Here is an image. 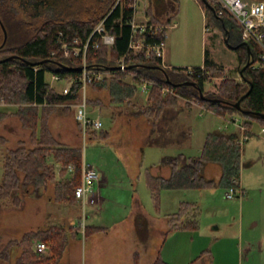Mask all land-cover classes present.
I'll use <instances>...</instances> for the list:
<instances>
[{
    "label": "trees",
    "instance_id": "16d2710c",
    "mask_svg": "<svg viewBox=\"0 0 264 264\" xmlns=\"http://www.w3.org/2000/svg\"><path fill=\"white\" fill-rule=\"evenodd\" d=\"M197 1L205 13V27L219 30L226 46L235 51L240 80L225 75L223 67L210 57L208 48L204 51L203 65L192 68H166L155 53L128 49L131 41L164 43L165 28L170 22L168 19L155 33L140 29L134 31L130 25L133 14L130 0H0V18L9 35L0 45V103L16 105L13 115L24 129L29 130L30 145L19 141L3 156L0 207L7 202L13 208L18 207L20 195H39L40 189H46L49 183L53 184L51 199L55 203H75L74 190L81 183L82 148L59 142L49 128V116L60 103L75 99L82 82L79 79L72 81V78L80 76L83 65L108 74L92 80L89 85L97 90H106L118 106H134L139 84L143 80L153 81L155 84L150 86L144 104L135 105L132 114L136 116L157 120L184 98L186 106H190L191 101H198L216 115H239L248 128L252 121L264 127V117L254 114L264 113V68L254 67L262 52L260 46L252 40H243L240 24L226 10L219 14L220 6L216 0H207L212 8L202 0ZM155 2L158 4V0ZM11 4H15L23 15L20 24L11 21L15 14V7ZM146 13L148 23L161 24L152 15L150 6ZM99 23L107 34L113 36L112 43L103 42L102 36L95 31ZM74 39L82 45L87 43L85 56L83 53L64 54L62 44H72ZM122 56H125L124 70L118 66ZM46 73L68 81L69 92L57 91L46 81ZM212 78L219 79L216 89L204 91L205 82ZM183 82H193L194 85H184ZM160 86H171L178 95L163 93ZM198 88L202 90L201 94ZM245 93L240 107L247 113L233 106ZM88 102L98 104L99 100ZM70 108L66 106L62 110ZM8 116V113L0 111V122ZM87 133L92 137L107 136L102 129H89ZM6 143L7 138L0 135V146ZM242 146L237 141L236 132L215 129L205 135L198 156L186 157L181 153L163 156L160 164L169 167L167 177L153 175L148 169L145 171L154 208L157 211L160 208L159 192L162 189L239 186ZM207 163L219 164L218 180L202 175ZM197 214L194 204L181 202L179 209L169 216L167 232L196 230ZM69 228L80 229L79 222ZM106 229L87 225L84 235ZM35 239L49 246L50 253H37L31 245ZM67 240L66 230L59 225L27 231L19 239L10 238L5 242L0 249V264H57ZM152 264L171 263L158 253Z\"/></svg>",
    "mask_w": 264,
    "mask_h": 264
},
{
    "label": "rangeland",
    "instance_id": "374dc122",
    "mask_svg": "<svg viewBox=\"0 0 264 264\" xmlns=\"http://www.w3.org/2000/svg\"><path fill=\"white\" fill-rule=\"evenodd\" d=\"M137 1L136 14L137 17H142L146 0ZM11 5L15 7L11 21L20 24L19 20L23 15L15 4ZM154 6L155 14L163 7H168L164 12L165 16L160 15V21L166 23L168 18H173L171 23H176L174 26H167V39L162 55L164 66H200L203 62L205 42L212 58L230 70L228 75H238V69L235 68L238 64L235 51L226 46L219 30L206 29L204 13L197 0H158V4L154 3ZM4 29L6 30L0 18V45L5 39ZM208 30L215 33L209 35ZM8 36L7 34L6 40ZM118 61L119 66L120 60ZM45 79L57 91H61L67 84L66 80H52L51 73H46ZM216 82L215 78L208 80L204 90L214 91ZM85 95L88 100H99L98 106L92 110V104L87 101V108L88 112L90 110L89 115L100 117L102 130L108 132L107 138L85 135L83 143V138L76 128L73 111L63 114L62 108L66 106H57L51 117L49 116V124L59 141L69 146H81L84 161L107 173L109 183L103 188V194L110 199L104 200L99 206V196L96 193L97 203L87 204L84 208L81 202L55 203L51 199L52 183H49L46 189H40L39 195L23 193L20 195L21 202L18 207L13 208L7 201L0 207V249L8 239H19L27 231L59 225L66 230L68 240L57 264H151L159 247L160 256L171 264H264V134L259 133V139H255L257 141L249 140L243 145V163L250 160L252 165L241 168L239 183L241 181L242 184L239 186H242V192L237 191L235 197L226 198L227 188L220 186L162 189L159 192L162 206L157 211L153 208V199L146 185V169L154 174L168 175L167 166L159 169V160L163 155L183 153L198 156L208 131H231L233 128L235 130V124L204 110L199 105L185 107L184 101L181 100L177 108H183L184 120L176 118L173 125H177L178 136L184 132L185 126L191 125L190 141L186 144L180 142L158 146L157 139L163 137L159 133L161 127L157 126L158 122L163 120L156 121L153 128L152 121L146 117H131L136 106L143 105L145 99L134 98V108L118 106L110 99L106 90H97L90 85L85 88ZM79 100L80 97L77 101ZM15 109L14 104L0 103V111L9 114L0 122V134L8 140L5 145L0 146V179L2 159L6 151L14 149L19 141H24L30 146L29 130L24 129L19 119L13 115ZM232 117H237L240 121L239 115L234 114ZM61 120L67 124L66 127L61 126ZM225 124H228L227 128H224ZM167 125L168 123L163 127ZM254 126L258 128L259 124L254 122ZM87 131L89 132V129ZM219 173L220 166L217 163L206 164L202 171V175L213 179H217ZM172 195L178 203L176 208H173L175 202H166L171 200ZM136 196L150 214L164 218L166 211H177L181 202L194 204L197 207L198 228L172 231L164 241L168 225L166 229L157 218L152 220L150 216H145L147 223L144 232L147 235L144 236L143 230L138 227L140 222L136 220L133 224L131 216L128 217L131 210L127 201ZM94 205L95 222L88 216ZM126 216L128 218L122 222ZM78 221L84 223L83 228L82 224H79L81 228L77 230L69 228L78 224ZM94 223L109 226L110 229L85 236V226ZM134 225L136 227L133 230ZM37 241L39 240L32 241V247ZM48 247L41 254H49ZM132 251H139V260L136 262ZM205 255L208 259H205Z\"/></svg>",
    "mask_w": 264,
    "mask_h": 264
},
{
    "label": "built area",
    "instance_id": "2783aa9c",
    "mask_svg": "<svg viewBox=\"0 0 264 264\" xmlns=\"http://www.w3.org/2000/svg\"><path fill=\"white\" fill-rule=\"evenodd\" d=\"M137 0H130V6L133 9V14L130 19V25L132 29L135 31L136 29H140L141 31L148 30L150 33H155L157 30H161L164 26L163 24H151L145 22L142 24L136 23V12H137ZM217 4L220 6L219 14L224 10L228 11L240 24L242 27V38L244 41L252 40L256 42L262 52L259 56V62L254 65V67L261 66L264 68V0H216ZM95 31L98 32L103 39V42L109 44L113 41V36L107 34L101 23H99L95 27ZM96 45V44H95ZM87 43L83 45L79 42L78 39H74L72 44L63 43L62 48L63 52L66 56L70 53H74L75 55L79 53H83L85 56ZM163 46L164 43H155V44H146L144 41L134 42L131 41L128 45V49L139 51L144 49L146 53L153 52L156 56L161 57L163 54ZM125 56L121 57L119 68L124 70ZM107 75L106 72H102L99 70L88 69L85 65L82 67V71L78 78L73 80H80L82 85L76 92V97L73 101L68 100L66 102L60 103L59 106H70L74 109V117L77 122L80 123L82 136L87 135L88 129L98 130L102 128V121L99 116H90L88 113V105L87 98L85 95V88L89 85L92 80H98ZM52 78L55 80H59L57 75H52ZM155 83L150 80H143L139 86L138 90L141 94L146 95L149 91L151 85ZM161 91L163 93H170L174 95H178L171 86H160ZM70 87L65 85L62 87L61 93L69 92ZM80 97V100L77 99ZM75 101V102H74ZM74 102V103H73ZM197 102L198 101H192ZM230 121L234 124L238 122L237 117H231ZM240 130L242 134L239 135L237 141L239 144L243 145L245 140L248 138L246 134V126L241 122L239 124ZM264 131V128L261 129ZM72 169L71 166H69ZM101 178V172L97 170L93 165L86 163L84 160L82 161L81 167V183L75 188L74 193L76 199L81 202L83 208L87 204H95L97 203L96 192L94 190V185ZM239 189V190H238ZM237 191L242 192V189L239 186H231L228 187L225 191L226 198H233L236 196ZM84 213V212H83ZM82 228L84 227V223L81 221ZM81 228V226H80ZM34 249L38 253H43L47 250V245L44 242L37 241L35 242Z\"/></svg>",
    "mask_w": 264,
    "mask_h": 264
},
{
    "label": "crops",
    "instance_id": "0c3cea01",
    "mask_svg": "<svg viewBox=\"0 0 264 264\" xmlns=\"http://www.w3.org/2000/svg\"><path fill=\"white\" fill-rule=\"evenodd\" d=\"M154 0H146V7H145V9L143 10V12H142V17H137V14H136V19H135V21H136V23H139V24H142V23H145V22H147L148 20H149V16L147 15V13H146V9H147V7L148 6H150V8H151V11H152V15L153 16H155L158 20H159V22L161 23V24H163V25H165V23H163L162 21H160V17L161 16H163L164 15V12H166V10L168 9V7H163L159 12H157L156 14H155V12H154V9H155V6H154V3L155 4H157L155 1L153 2ZM174 1V0H173ZM177 1V0H176ZM198 2V1H197ZM199 4V3H198ZM171 7L173 8V6L171 5ZM201 7V6H200ZM202 9V8H201ZM137 10H138V6H137ZM202 11H203V9H202ZM137 13V12H136ZM204 13V12H203ZM161 14H163V15H161ZM177 14V13H176ZM161 15V16H160ZM165 16V15H164ZM175 15H173V17H174ZM168 19H170V18H168ZM167 19V20H168ZM204 19H205V22H206V18H205V13H204ZM172 20H173V18L172 19H170V22H169V24H167L166 25V28H165V42H164V44L166 43V39H167V26H174L176 23H171L172 22ZM167 22V21H166ZM207 29V28H206ZM207 32V31H206ZM215 33V31H209L208 30V32H207V34H209V35H213ZM228 47V46H227ZM207 47H206V45H205V42H204V51H205V49H206ZM229 48V47H228ZM231 49V48H230ZM204 51H203V55H204ZM163 53H164V51H163ZM163 55V54H162ZM210 57L212 58V55H211V53H210ZM213 59V58H212ZM162 60H163V56H161V62H162ZM213 61H215L214 59H213ZM238 61V60H237ZM203 62H204V56H203ZM203 62H202V64L200 65V66H186V68H192V67H201L202 65H203ZM217 64H219V65H221L222 67H223V69H224V72H225V75H227L228 77H233V78H235V79H237V80H240V73H239V70H238V75H234V76H230V75H228V72L230 71V70H227L226 68H225V66L223 65V63H221V62H217V61H215ZM238 63V62H237ZM163 65V64H162ZM163 67H166V68H170V67H184V66H164L163 65ZM235 68H237L238 69V64H237V66L235 67ZM51 77H52V75H51ZM216 80H217V82H218V78H215ZM52 80H54V81H56L55 79H53L52 78ZM60 80V79H59ZM58 80V81H59ZM62 80V79H61ZM217 82H216V84H217ZM67 83H68V81H67ZM206 83V82H205ZM65 85H67V84H65ZM64 85V86H65ZM63 86V87H64ZM204 87H206V85L204 84V86H203V90H204ZM204 91H209V90H204ZM60 92V91H59ZM145 96L146 95H143V94H141L140 92H139V90L137 91V94H136V96H135V99H141V100H143V99H145ZM94 100H95V98H94ZM181 100H183L184 101V106L185 107H191V105L192 104H196V105H199V106H201L204 110H206V111H208V112H211V113H213L212 111H210V110H207L206 108H205V106L204 105H202L201 103H197V102H192L191 101V105L190 106H186V104H185V100L186 99H184V98H181V99H179V101H178V104H177V106L176 107H174V108H172V109H170V110H167L166 111V113L164 114V116L163 117H160V118H158L157 120H152V119H149V118H147V119H149V120H151L152 121V123H153V128H154V126L156 125L155 123H156V121H158V120H160V121H162V122H158L159 123V125L157 126V127H161L160 129H159V133L161 134V136L163 137L162 139H157V144H158V146H169V145H173L174 143H180V142H183L184 144H186V143H188L189 141H190V138H191V132H192V129H191V125H187V126H185V130H184V132L182 131L180 134H179V136H178V129L176 128L177 127V125L176 126H174L173 124H174V120L176 119V118H178V119H180V120H184V112H183V108L182 109H178L177 107H178V105H179V102L181 101ZM88 101V100H87ZM91 104V103H90ZM93 105H95V106H93ZM97 104H95V103H93L92 105H91V110L92 109H94L95 107H97L96 106ZM127 107V106H126ZM131 107H133L134 108V106H130V108ZM71 111H73V113H74V109L73 108H70L68 111H64L63 112V114H67V113H69V112H71ZM132 112V110H130V113ZM88 113H90V110H89V112ZM213 114H215V113H213ZM52 115V114H51ZM132 116L131 117H138V116H143V115H138V116H136V115H134V114H131ZM216 115V114H215ZM91 116V115H90ZM217 116H219V115H217ZM51 117V116H50ZM73 117H74V114H73ZM127 117V116H126ZM145 117V116H144ZM222 117V116H221ZM232 117V115L231 116H226V117H222L223 119H225V120H227V121H229L230 120V118ZM50 120V119H49ZM74 120H75V117H74ZM169 121V122H168ZM241 122H242V119H241V117H240V121H238L235 125H234V123H233V125L236 127V129L234 130V128H233V130H231V131H228V130H225V132H236L237 133V138L239 137V135H241L242 134V131L240 130V126H239V124H241ZM60 123H61V126H64V127H66V123H64V121L63 120H61L60 121ZM168 123V125L167 126H164L163 127V125H165V124H167ZM243 123V122H242ZM255 123H257V122H255ZM75 124H76V128H77V131H78V134H80V136H82V132H81V126L79 127V125H78V123H77V121L75 120ZM231 124V123H230ZM244 124V123H243ZM246 126V125H245ZM57 127V126H56ZM228 127V124H225L224 125V128H227ZM49 128H50V124H49ZM262 128H264V127H262L261 125H259L258 126V128H255V126H254V121H252V123H251V127H247L246 126V134L248 135V138L245 140V142L246 141H249V140H253V141H257L258 139H259V136H257L259 133L260 134H264V131H262L261 129ZM102 129V128H101ZM50 130H51V128H50ZM215 130V129H214ZM186 131V132H185ZM212 131V130H211ZM224 131V130H223ZM52 132V131H51ZM105 132H107V131H105ZM208 132H210V131H208ZM207 132V133H208ZM206 133V134H207ZM53 134V133H52ZM205 134V135H206ZM1 135V134H0ZM87 135H88V133H87ZM185 135V136H184ZM4 136V135H3ZM53 136H54V134H53ZM5 137V136H4ZM28 137H29V135H28ZM55 137V136H54ZM89 137H92L91 135H89ZM106 137V136H105ZM107 137H108V132H107ZM106 137V138H107ZM56 138V137H55ZM82 138H83V143L85 142V139H84V137L82 136ZM94 138H98V137H94ZM106 138H100V139H106ZM204 138H205V136H204ZM257 138V140H255ZM57 139V138H56ZM28 140H29V138H28ZM58 140V139H57ZM8 141V140H7ZM59 141V140H58ZM59 142H61V141H59ZM204 142V141H203ZM245 142L243 143V145L245 144ZM61 143H63V142H61ZM183 144V145H184ZM202 145H203V143H202ZM71 146H73V145H71ZM78 146V145H77ZM81 147V146H80ZM242 148H243V146H242ZM259 148H261V147H259ZM178 154H180V153H178ZM178 154H175V155H178ZM181 154H183V153H181ZM175 155H168V156H175ZM184 155V154H183ZM163 156H166V155H163ZM162 156V157H163ZM184 156H186V157H190L191 155H184ZM161 157V158H162ZM192 157H194V156H192ZM161 158H160V160H161ZM84 160V159H83ZM160 160H159V169H162V166H166V165H161L160 164ZM208 164V163H207ZM250 165H252V162L249 160V161H247V162H244L243 163V159H242V150H241V168L242 167H245V166H250ZM95 167V166H94ZM168 167V166H167ZM205 167V166H204ZM169 168V167H168ZM204 169V168H203ZM149 170V169H148ZM100 172H101V178H100V180L97 182V183H95V185H94V190L96 191V193L98 194V196H99V206H100V203H103V201L105 200H109L110 198H108V197H106L103 193H104V190H103V188L105 187V186H107V184L109 183L108 182V178L106 177V174H105V172H102L101 170H99ZM150 171V170H149ZM169 172H170V170H168ZM240 171H241V169H240ZM169 172H168V175H169ZM150 173L151 174H153V175H157V176H162V177H167L168 175H166V176H163V175H159V174H154V173H152L151 171H150ZM219 175H220V173H219ZM219 175H218V177H217V179H213V178H207V177H205L204 175V177L205 178H207V179H213V180H218V178H219ZM240 183L242 184V182L240 181ZM239 183V184H240ZM242 186H239V188L240 189H242L241 188ZM172 198H171V200L170 201H167L166 200V202L168 203V204H170V202H171V204H174V196L172 195L171 196ZM116 203H118V204H120L121 202H119V201H115ZM164 201H162V203H163ZM177 202V201H176ZM175 202V207L173 206V208H176V206H178V203H176ZM75 203H79V201L78 200H76L75 201ZM138 205V207H135V205ZM127 205H129V207H130V210H131V212L129 213V215H128V217H130L131 216V218H132V221H133V224H134V222L136 221V220H138L139 222H140V224L138 225V227L140 226V230L142 231L143 230V232H144V228H146V223H147V219L145 218V216L146 217H148V216H150L151 218H152V220H155L156 218H157V220H159V221H161L162 222V224H163V226H165L166 227V229H167V225H168V220H169V215L170 214H172V213H174V210L175 209H172V211L171 210H168V211H166L164 214H165V218L164 217H160V216H154V215H152V214H150L149 212H148V210L146 209V208H144L141 204H140V202L138 201V196H136V198L135 197H132V199L131 200H129V201H127ZM160 206H162V205H160ZM168 207H169V205H168ZM154 208V207H153ZM160 209V208H159ZM161 212V211H160ZM85 214V213H84ZM167 215H168V217H167ZM90 218H92V220H93V222H95V205L93 206V209H91L90 211H89V215H88ZM127 216H126V218H124L123 219V221L122 222H124L127 218H128ZM78 222H80V221H78ZM92 226H103V227H106L107 229L105 230V231H107L108 229H110L109 228V226H104V225H95V223H94V225H92ZM135 225H134V227H133V230L135 229ZM105 231H102V232H105ZM96 233H99V232H96ZM166 233V232H165ZM165 233H164V241L166 240V238L169 236L168 234H170V233H172V231L171 232H167L166 233V235H165ZM92 234H95V233H92ZM91 234V235H92ZM147 235V233H145L144 232V236H146ZM168 235V236H167ZM141 237H142V235H140ZM140 237V238H141ZM139 240V239H138ZM206 251V250H205ZM160 252V247H159V249L156 251V255H155V257H154V259L156 258V256L158 255V253ZM207 253V252H206ZM132 256H133V259L135 260V262L136 261H138L139 260V256H140V254H139V251H132ZM205 257V259H208V258H206V255L204 256ZM153 259V260H154ZM205 259H204V261H205ZM153 262V261H152ZM152 264V263H151Z\"/></svg>",
    "mask_w": 264,
    "mask_h": 264
},
{
    "label": "water",
    "instance_id": "95a60500",
    "mask_svg": "<svg viewBox=\"0 0 264 264\" xmlns=\"http://www.w3.org/2000/svg\"><path fill=\"white\" fill-rule=\"evenodd\" d=\"M207 6H209V4H208V2H207V0H202ZM210 8H212L211 6H209ZM4 28V27H3ZM4 34H5V39H4V42H3V44L5 43V41H6V37H7V33H6V30L4 29ZM3 44H1V45H3ZM1 61V60H0ZM246 65H248V64H246ZM245 65V66H246ZM83 67V66H82ZM82 67L80 68V69H82ZM244 68V67H243ZM183 84L184 85H194V83L193 82H183ZM198 90H199V93L201 94L202 93V90L201 89H199L198 88ZM244 96H246V93L245 94H243V96H241V98L233 105L236 109H238L239 111H241V112H244V113H247L248 111L247 110H243L241 107H240V100L244 97ZM254 114H256V115H259V116H261V117H264V113H254Z\"/></svg>",
    "mask_w": 264,
    "mask_h": 264
}]
</instances>
